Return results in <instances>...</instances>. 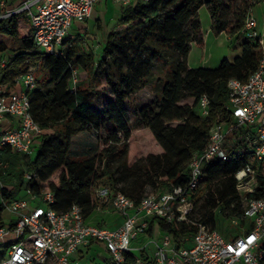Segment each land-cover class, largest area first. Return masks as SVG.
<instances>
[{
	"label": "trees",
	"instance_id": "trees-1",
	"mask_svg": "<svg viewBox=\"0 0 264 264\" xmlns=\"http://www.w3.org/2000/svg\"><path fill=\"white\" fill-rule=\"evenodd\" d=\"M250 5V0H136L134 5L122 7L125 26L106 35L97 60L72 42L64 57L43 54L33 44L26 18L0 20V55H10L1 83H11L31 65H37L36 72L42 71L39 79L36 73L37 88L28 93L41 135L31 158L24 162V170L31 172L32 178L26 181L23 173L19 175L25 193L30 190L39 195L41 190H48L55 197L52 209L66 213L77 205L92 223L90 218L96 210L110 207L108 201L96 198L97 189L107 187L137 204L147 195L148 186L164 192L185 184L192 155L205 148L211 125L218 117L229 120L225 111L228 80L244 82L258 68L259 44L241 32ZM203 6L210 16L211 33H225L231 47L240 50L238 56L231 61L222 59L214 69L190 68L187 64L191 44H204L198 19ZM227 8L232 9L231 20L223 17ZM157 61L168 70L166 80L157 79L155 96L130 113L129 100L153 85L151 69ZM72 68L81 69L74 92L69 89ZM204 94L209 98V114L201 118L197 104ZM100 98L104 99L101 104ZM92 132L97 136L95 152L69 161L73 140ZM11 152L2 150L0 162L3 153L10 159ZM242 162L211 161L205 168L207 179L196 192L195 208L203 199L205 212L200 221L211 223V228L218 207L241 217L234 174ZM4 169H9V164ZM10 175L7 172L6 176ZM0 196L2 226L3 203L14 198L3 186ZM160 226L174 236L177 246L181 238L196 231L194 225L185 222H161ZM139 256L128 255L124 264H135Z\"/></svg>",
	"mask_w": 264,
	"mask_h": 264
},
{
	"label": "built area",
	"instance_id": "built-area-1",
	"mask_svg": "<svg viewBox=\"0 0 264 264\" xmlns=\"http://www.w3.org/2000/svg\"><path fill=\"white\" fill-rule=\"evenodd\" d=\"M101 1L0 0V20L26 18L36 49L64 57L73 25L86 23ZM111 1L128 7L136 0ZM258 1L250 0L241 30L259 44L258 68L244 82L228 80L225 111L229 120L218 117L211 125L205 148L192 155L187 182L164 192L149 193L137 204L107 187L97 189L96 198L108 201L112 211L122 218L115 229L87 222L77 205L66 213L55 211L51 207L55 197L48 190H41L39 195L26 190L25 198L3 203V213L9 218H2L0 226V264H81L91 248L103 252L105 264H124L131 254L143 255L135 259V264H264V36L258 33L251 14ZM6 65L7 59L0 55V154L10 149L31 155L41 135L28 96L37 88V65L29 66L11 83L3 84L1 77ZM72 72L69 89L74 92L77 69L72 68ZM209 104L207 95L199 98L197 113L201 118L209 114ZM6 117L14 124L1 130ZM234 160L243 161L234 174L243 207L241 217L233 221L242 231L226 238L217 229L193 220L195 195L207 179L205 168L211 161ZM32 176L30 172L24 179L30 180ZM161 222H185L194 225L196 231L181 238V245L177 246L174 236L163 231ZM138 237L147 241L134 247L132 242ZM149 246L153 249L150 254L146 253ZM86 249L88 252L83 253Z\"/></svg>",
	"mask_w": 264,
	"mask_h": 264
},
{
	"label": "rangeland",
	"instance_id": "rangeland-1",
	"mask_svg": "<svg viewBox=\"0 0 264 264\" xmlns=\"http://www.w3.org/2000/svg\"><path fill=\"white\" fill-rule=\"evenodd\" d=\"M109 5L113 9V4L111 0H109ZM99 10V9H98ZM251 14L255 18L256 22L258 23V31L260 32L261 36H264V0H260L256 2L251 8ZM223 17L226 20H231L232 18V9L227 8ZM96 16L91 17L86 23L81 25H73L71 31V37L68 39V44L70 42L82 47L87 53H91L95 60L102 56V49L105 42L106 35L110 31L120 32L124 28L123 22H121L122 12H109L103 18L98 14L97 18L101 20H96ZM198 19L201 25L202 33L205 35L206 46L204 49H200L199 47L194 46V43L191 44L193 47L192 51L190 52L189 56L187 57V62L193 68L198 67H206V68H215L218 66L220 59H230L236 56L239 53V49H233L231 47V39L223 33V35L216 41L214 35L210 34L211 28V20L208 14L207 9L203 6L198 11ZM7 56V55H6ZM77 71H81L79 68ZM167 68L161 61H157L154 63L151 74L153 85L147 87L145 91H141L136 96H133L129 100V111L132 113V109L134 107H141L147 102H149L156 93L155 84L156 80L160 79L162 82L167 78ZM41 69H38L37 78L39 79L42 77ZM89 83V80L86 81ZM96 83V80L93 79L92 85ZM104 101L103 98H100L99 103L101 104ZM133 119V117H131ZM132 123H134L132 121ZM1 130H3V126H1ZM38 141H36L35 146H37ZM97 136L94 132L92 133H85L83 135L77 136L73 140V148L71 153L68 156L69 161H78L85 156L92 155L97 146ZM12 153V152H11ZM31 155L25 156L18 153H13L11 158L8 159L6 157V153H3L1 156L0 168L3 169V175L0 176V187L3 186L9 190V194L11 198H16L20 196V192L23 188V184H19V175L23 173V178H25V174L29 172L24 170V162L27 159H30ZM9 164V169H4L6 165ZM7 172H10L11 175L9 177L6 176ZM23 183L25 184L26 181L23 179ZM122 185L119 184L118 187ZM154 189L151 187H146L145 193H155ZM1 201V196H0ZM39 205H43L42 201H38ZM204 201L203 199H199L197 201V205L195 208L196 215L194 216L193 220H201L203 218V214L205 212ZM233 206V205H232ZM243 204H241V208ZM220 207L215 209L214 214V221L213 227L216 228L221 234H223L226 238H230L241 233V228L235 226L233 221L237 219L236 216H231L226 213V211H220ZM3 218H9V215L5 212L3 213ZM114 218V219H113ZM113 219V220H112ZM90 221L94 224H99L101 226H106L109 229H115L119 227L122 223V218L112 211L110 207L106 209H99L96 210L93 216L90 218ZM208 225L212 226L211 223ZM241 225H244L243 223ZM147 240L143 237H138L135 241L132 242L134 247L142 246ZM153 250L151 246L146 253L150 254V251ZM1 251V248H0ZM94 252V251H93ZM99 253V252H98ZM96 253L94 258H92L91 254H86L83 260H80L81 264H103L102 258L99 254ZM143 257V255L141 256Z\"/></svg>",
	"mask_w": 264,
	"mask_h": 264
},
{
	"label": "crops",
	"instance_id": "crops-1",
	"mask_svg": "<svg viewBox=\"0 0 264 264\" xmlns=\"http://www.w3.org/2000/svg\"><path fill=\"white\" fill-rule=\"evenodd\" d=\"M203 1H208V0H203ZM112 2V1H111ZM114 4V3H113ZM124 8V7H123ZM123 8H122V6H120V5H117V4H115L114 6H113V9L111 8V6L109 5V0H103V1H101L99 4H97V6L95 7V9L93 10V13H92V16L91 17H93V15H94V17L96 16V20H101L102 18H103V16L105 17L109 12H116V11H120V12H122L123 11ZM202 8V7H201ZM99 9V10H98ZM98 14H100V16L102 17L101 19H99V18H97V16H98ZM209 14V13H208ZM110 31H111V29H110ZM109 31V32H110ZM257 31H258V23H257ZM108 32V33H109ZM210 34H212L211 33V31L209 32ZM258 33L260 34V32L258 31ZM213 35V34H212ZM223 35V33H221L220 35H218V36H214L215 38H216V41H217V38L219 39L221 36ZM203 41H204V44H203V46L202 47H199L200 49H204L205 48V46H206V40H205V35H203ZM195 46V45H194ZM194 46H192L191 47V49H190V52L192 51V49H193V47ZM196 47H198V46H196ZM190 52H189V54H190ZM189 54H188V56H189ZM240 54V51H239V53L236 55V56H238ZM7 55V56H6ZM1 56H3L4 58H6L7 60H8V58L10 57V55L8 54V53H3V54H1ZM236 56H234L233 58H235ZM232 58V59H233ZM220 60H222V59H220ZM229 61H230V59H228ZM219 63H220V61H219ZM187 64H188V66L190 67V68H193V67H191L190 65H189V63L187 62ZM219 65V64H218ZM218 67V66H217ZM198 68H205V69H210V68H206V67H198ZM216 68V67H215ZM211 69H214V68H211ZM6 91H10L9 89H7ZM13 121L9 118V117H6L4 120H3V122H2V126H3V129H6V128H10L11 126H13ZM0 190H1V187H0ZM26 197V193H25V191H24V189L22 188V190H21V192H20V196L19 197H16V198H25ZM16 198H14V199H16ZM115 215H117L116 213H115ZM118 216V215H117ZM114 219V218H113ZM112 219V220H113ZM104 227H106V226H104ZM90 251V254H91V256H92V258H94V255L96 254V253H98L99 254V256L102 258L101 260H102V262H103V264H105L104 263V258H103V255H102V253H101V250L100 249H98V248H91V250H89ZM94 251V252H93ZM86 252H88V250L86 249V250H84L83 251V253H86ZM102 255V256H101ZM83 260V259H82Z\"/></svg>",
	"mask_w": 264,
	"mask_h": 264
}]
</instances>
